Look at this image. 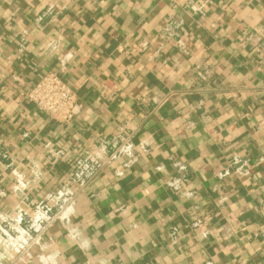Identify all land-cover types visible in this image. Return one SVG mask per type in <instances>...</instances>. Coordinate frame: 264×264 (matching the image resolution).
<instances>
[{
  "label": "crops",
  "instance_id": "0c3cea01",
  "mask_svg": "<svg viewBox=\"0 0 264 264\" xmlns=\"http://www.w3.org/2000/svg\"><path fill=\"white\" fill-rule=\"evenodd\" d=\"M0 264H264V0H0Z\"/></svg>",
  "mask_w": 264,
  "mask_h": 264
},
{
  "label": "built area",
  "instance_id": "2783aa9c",
  "mask_svg": "<svg viewBox=\"0 0 264 264\" xmlns=\"http://www.w3.org/2000/svg\"><path fill=\"white\" fill-rule=\"evenodd\" d=\"M157 103L162 106L169 97ZM26 100L50 120L61 126L69 125L81 110L72 89L55 73L44 75L25 95Z\"/></svg>",
  "mask_w": 264,
  "mask_h": 264
}]
</instances>
